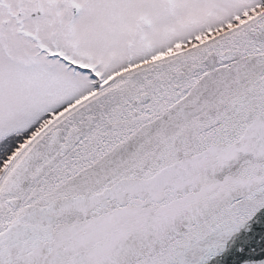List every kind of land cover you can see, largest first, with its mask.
Returning a JSON list of instances; mask_svg holds the SVG:
<instances>
[{"label":"snow or ice","instance_id":"1","mask_svg":"<svg viewBox=\"0 0 264 264\" xmlns=\"http://www.w3.org/2000/svg\"><path fill=\"white\" fill-rule=\"evenodd\" d=\"M0 264H264V0H0Z\"/></svg>","mask_w":264,"mask_h":264}]
</instances>
